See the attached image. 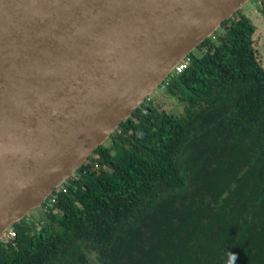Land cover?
I'll return each instance as SVG.
<instances>
[{
    "label": "trees",
    "instance_id": "trees-1",
    "mask_svg": "<svg viewBox=\"0 0 264 264\" xmlns=\"http://www.w3.org/2000/svg\"><path fill=\"white\" fill-rule=\"evenodd\" d=\"M255 10L264 20V0ZM238 9L45 195L0 264H264V69ZM193 47V48H194ZM194 48V49H195ZM179 106V109H177ZM49 201V203H48ZM45 202V201H44Z\"/></svg>",
    "mask_w": 264,
    "mask_h": 264
},
{
    "label": "water",
    "instance_id": "water-1",
    "mask_svg": "<svg viewBox=\"0 0 264 264\" xmlns=\"http://www.w3.org/2000/svg\"><path fill=\"white\" fill-rule=\"evenodd\" d=\"M243 1L57 0L0 60V232Z\"/></svg>",
    "mask_w": 264,
    "mask_h": 264
},
{
    "label": "bare ground",
    "instance_id": "bare-ground-1",
    "mask_svg": "<svg viewBox=\"0 0 264 264\" xmlns=\"http://www.w3.org/2000/svg\"><path fill=\"white\" fill-rule=\"evenodd\" d=\"M57 0H0V60L8 47L23 44L29 28L39 25L42 15L55 8ZM12 49V51H13Z\"/></svg>",
    "mask_w": 264,
    "mask_h": 264
},
{
    "label": "rangeland",
    "instance_id": "rangeland-1",
    "mask_svg": "<svg viewBox=\"0 0 264 264\" xmlns=\"http://www.w3.org/2000/svg\"><path fill=\"white\" fill-rule=\"evenodd\" d=\"M256 2H257V0H245L236 9H238L239 11H241L242 13H244L250 19V21L252 22V24L254 25V29H253V32L251 34L252 45H253V47L255 49L256 59H257L258 63L261 65V67L264 69V20L261 18V16L255 10V3ZM193 47L194 46H192L191 49L195 53H197L198 50L195 47H194L195 48L194 49ZM174 62H176V61H174ZM170 68H171V66L168 67V69L166 70L163 78L165 77V75L167 73H169V71H171ZM159 84H160V82L157 84V86L159 88H161V85H159ZM152 89H151V91H152ZM154 90H155V88L153 89V92L152 93L153 94L155 93L156 95L160 96V97H156V98L161 103V107L164 110H166V111H172L173 110V107L172 106L174 105V102H172L171 104H168V102H167V100H166V98L164 96V93L163 92L154 91ZM177 109H179V106H177ZM87 155H88V157H91V156H93V152H89ZM72 172L73 171L71 170L69 173H72ZM67 177H68V174H66L63 179H66ZM61 181L62 180H59L54 185V187L58 186L61 183ZM47 200L48 199H45V195H44L37 202L36 205L32 206V208L30 207L31 210H29L28 213H31L32 212V213H34V215H37V214L38 215H41L40 210H42V206L46 205L45 203L47 202ZM8 230H9V227L5 225L4 228L1 229L0 238L6 237V235L9 234ZM87 254H88V257L91 258L90 264H95V262H94V254L93 253H88V252H87Z\"/></svg>",
    "mask_w": 264,
    "mask_h": 264
},
{
    "label": "built area",
    "instance_id": "built-area-1",
    "mask_svg": "<svg viewBox=\"0 0 264 264\" xmlns=\"http://www.w3.org/2000/svg\"><path fill=\"white\" fill-rule=\"evenodd\" d=\"M186 64V58L184 57H180L178 60H176V62H174L170 68V70L172 72H178L180 71V69H182L184 67V65ZM52 198H49L48 200L50 201ZM48 201V203H49ZM9 234L6 235V237H4V239L9 238L12 235V231L9 229L8 230Z\"/></svg>",
    "mask_w": 264,
    "mask_h": 264
},
{
    "label": "clouds",
    "instance_id": "clouds-1",
    "mask_svg": "<svg viewBox=\"0 0 264 264\" xmlns=\"http://www.w3.org/2000/svg\"><path fill=\"white\" fill-rule=\"evenodd\" d=\"M228 257V264H236L237 256L235 253H229Z\"/></svg>",
    "mask_w": 264,
    "mask_h": 264
}]
</instances>
